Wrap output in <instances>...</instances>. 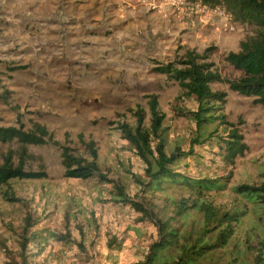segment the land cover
Wrapping results in <instances>:
<instances>
[{"label": "rangeland", "instance_id": "1", "mask_svg": "<svg viewBox=\"0 0 264 264\" xmlns=\"http://www.w3.org/2000/svg\"><path fill=\"white\" fill-rule=\"evenodd\" d=\"M254 35L255 26L200 0H0V126L24 124L30 130L40 123L88 160L87 144L94 141L101 171L115 180L109 186L97 179L69 180L59 146H29L26 170L47 177L12 180L0 192V264L142 262L156 229L139 214L107 205L117 187L164 220L192 197L180 187L144 193L136 180L141 176L127 173L142 169L125 151L118 128L123 122L135 126L133 111L149 114V96L157 95L170 144L182 143L192 127L175 113L182 90L156 68L211 49L217 71L238 79L242 73L226 57ZM212 88L227 93L224 113L247 150L234 165L211 162L191 173L226 176L227 188L206 199L230 209L244 204L233 188L264 184V108L227 84ZM9 149L19 146L0 144V162ZM42 210L54 215L45 219ZM248 210L232 246L201 264H256L264 230ZM199 220L192 214L190 228Z\"/></svg>", "mask_w": 264, "mask_h": 264}, {"label": "trees", "instance_id": "2", "mask_svg": "<svg viewBox=\"0 0 264 264\" xmlns=\"http://www.w3.org/2000/svg\"><path fill=\"white\" fill-rule=\"evenodd\" d=\"M200 1L205 5L224 7L236 21L255 26L256 35L241 42L239 52H231L226 57V61L242 73L238 79L224 78L217 71L216 64L210 60L211 49L201 54L189 52L181 61L156 68L158 73L177 82L182 90L176 99L175 113L178 117L188 119L192 125L182 143L170 144L164 128L167 116L157 95L149 96V114L142 108L133 111L137 119L135 126L125 122L120 124L118 132L122 135L123 144L128 146L125 151L142 169L141 172L132 169L127 173L134 177L141 176L136 180L143 192H165L180 187L189 191L192 197L191 203L188 198L176 204L174 217L164 220L151 210L148 212L144 204L135 202L122 187H117L113 194L115 198L108 200L107 205L139 214L141 222L148 221L146 223L156 229L157 239L149 246L144 260L138 261V264H201L211 260L219 251L231 247L235 242L236 228L250 213L248 207H251L264 230V184H243L233 188L244 204L224 209L206 198L211 192L224 191L228 178L202 177L191 173L192 168H207L211 162L234 165L247 150L240 131L227 120L224 113L227 93L213 90L212 85L227 84L232 92L252 98L256 105L264 108V0ZM147 116L149 126L146 125ZM14 143L19 149H9L0 162V192L12 180L46 178L44 172L26 170V161L29 146L49 144L61 148L65 178L97 179L107 186L115 184V180L101 171L94 141L87 144L91 157L88 160L75 154L72 147L61 145L48 128L40 123H35L30 130L24 124L19 127L0 126V144ZM40 214L49 219L54 212L42 210ZM192 214H199L200 220L190 228ZM234 246L238 245L235 243ZM78 247L83 250L81 245ZM256 264H264V247L258 252Z\"/></svg>", "mask_w": 264, "mask_h": 264}]
</instances>
